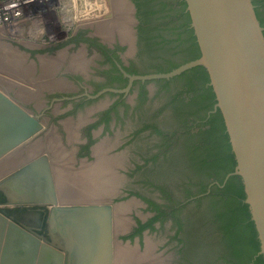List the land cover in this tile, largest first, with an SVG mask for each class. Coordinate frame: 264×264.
Returning a JSON list of instances; mask_svg holds the SVG:
<instances>
[{"label": "water", "instance_id": "water-1", "mask_svg": "<svg viewBox=\"0 0 264 264\" xmlns=\"http://www.w3.org/2000/svg\"><path fill=\"white\" fill-rule=\"evenodd\" d=\"M185 1L201 56L168 73L128 76L170 79L205 67L237 162L225 181L241 177L264 256V27L252 0ZM43 129L39 116L0 89V161ZM0 196V264L30 257L31 264H115V207L128 201L62 202L47 154L0 179Z\"/></svg>", "mask_w": 264, "mask_h": 264}, {"label": "rangeland", "instance_id": "rangeland-1", "mask_svg": "<svg viewBox=\"0 0 264 264\" xmlns=\"http://www.w3.org/2000/svg\"><path fill=\"white\" fill-rule=\"evenodd\" d=\"M107 2L106 0H0V89L12 98L14 97L29 111L42 114L45 117V122L50 121L44 132L49 129L47 137L56 143L59 142L61 147H65L63 151L59 148L57 152H51L52 156L55 157V182L62 202H111L114 204L120 201H129L124 203L126 207L122 214L125 220V229L115 231L116 244H120L123 248V252L120 254H117L116 249V264H183L179 251L182 244H180L179 239L185 238V233H177L178 228L174 225L171 217L163 223L155 222L154 228L145 229L142 236L135 234V225L141 222L136 214L140 216L142 221H145L144 223L149 222L152 218L148 213L149 208H141V204H143L140 202L141 199L158 194V191L150 188L151 184L148 182L151 179L156 180V175L149 173L146 164L143 165V159L162 152L163 148L160 145L165 141L164 137L158 135L153 129L141 131V128L144 122L162 107L164 102H168L167 96L162 93L158 97L143 103L136 116H131L130 112H125L120 108V116L113 128L114 132L111 133L107 128L101 127L99 129V138L95 141L99 147V156L95 153L96 158L94 157V160L89 162L82 161V163L84 162L83 165L78 163L79 160L76 156L71 154L72 146L67 144V140L71 138L74 141L81 138L80 140L84 141V136L86 137V133H88L84 127L86 125L85 120L90 122L96 116L94 118L92 116L84 117L85 119L81 122L80 120L59 118L60 115H71L69 112L75 108L74 104L76 103L69 105V103L60 102L61 100L53 101V98H58L59 95L77 99L87 97L86 94L89 89L87 86L82 87L77 84L73 86L72 83L70 84L71 87L67 89H59L58 86H55L57 81L62 82L65 79L61 78L65 76L63 75L65 73L76 76L86 83L91 81L81 77L80 73H73V69L81 68L76 66V62L83 66L81 71L86 77L89 74V78L92 76L99 77L97 65L102 67L101 70L109 66L108 64H100V59L104 60V57L96 50L87 48L84 44L74 43L75 38L78 37H89L104 44H107L105 43L106 39L112 41L116 38L117 29H114L115 27L111 29V26L118 21L115 16L122 9L128 15V11L130 8L132 9V4L129 0H126V3L124 0H107ZM104 3L107 4L104 5ZM4 13L7 14L4 15ZM5 17L8 19H4ZM158 17L159 15H156V18ZM103 18L104 20H102ZM96 22L102 26V33L98 30V25L94 26L97 24ZM107 26L108 28H106ZM126 28L129 30L128 23ZM104 32L106 35H103ZM146 57H148L147 54ZM148 59H151V56ZM39 84L43 86L40 87ZM74 87L76 88L74 89ZM59 90L64 91L60 93ZM34 91L39 92V95L33 96L31 93ZM21 92L31 96L25 100L20 97L22 96ZM113 98V95H105L101 100L108 103ZM50 102H53V105L52 109L50 107L48 110V107L51 106ZM91 105L92 103L88 102L77 112ZM166 114H170V112L167 111L156 117L154 122L161 123ZM51 115L57 116V119L52 118L50 120ZM125 121L129 123L127 128ZM117 130H121V132ZM114 141L115 143H113ZM43 144L45 143H41L42 146L39 147L40 154H46ZM110 151L112 152L108 153ZM70 156L77 160V164L74 159H70ZM72 163H75L74 166ZM11 169L13 168L0 173V179L12 171ZM94 174L98 175L100 190L102 188L104 190L101 191L112 190L111 194L106 197L92 198L85 197V193H82L83 187L77 185L78 189H76L77 182H83V180L88 182L91 180L89 177ZM67 184L72 187L69 188ZM67 190L72 194H67ZM173 192L177 199L183 200L179 189L174 188ZM67 195L69 196L67 197ZM0 207L3 208L2 205ZM39 232L42 235H47L43 231Z\"/></svg>", "mask_w": 264, "mask_h": 264}, {"label": "trees", "instance_id": "trees-1", "mask_svg": "<svg viewBox=\"0 0 264 264\" xmlns=\"http://www.w3.org/2000/svg\"><path fill=\"white\" fill-rule=\"evenodd\" d=\"M134 1L137 7H151L147 13L153 24L149 46L157 63L149 71L130 66L126 68L129 74L168 73L201 56L185 0ZM252 1L264 27V0ZM121 79L126 84L127 79ZM149 82L159 86L156 97L164 93L168 102L141 128L153 129L165 139L160 145L162 152L146 159V166L152 162L149 173L156 175V180L148 182L162 192L168 203L159 205L147 200L157 216L140 224L135 234L171 217L177 233H185V238L179 239L183 264H264L242 179L232 174L225 181L237 162L222 113L214 111L216 95L205 67H193L170 79L136 81L142 103L148 100ZM167 111L170 114L161 123L154 122ZM174 188L181 191L183 200L175 197Z\"/></svg>", "mask_w": 264, "mask_h": 264}, {"label": "flooded vegetation", "instance_id": "flooded-vegetation-1", "mask_svg": "<svg viewBox=\"0 0 264 264\" xmlns=\"http://www.w3.org/2000/svg\"><path fill=\"white\" fill-rule=\"evenodd\" d=\"M124 1L126 3V0ZM129 1L132 4L133 10L131 11L129 10L128 15H127L126 11L122 9L121 12H119V14L116 15L115 17V19H119V20L121 19V20L116 21L115 22L116 24L112 25V27H115V28L116 26L118 27L119 25V27L116 28L117 33L115 35L116 38H114V40L110 41L109 39H106L105 43L107 44H104L103 42H100L98 40L91 39L89 37H84V38L78 37V38H75L74 40V43L81 44V45L84 44L87 46V48L89 47V48L96 50L97 53H99L102 57H104V60L100 59V64L109 65L107 68H104V70H101L102 67L100 65H97V67H99L98 74L100 78L98 76H95V77L92 76L91 78H89L90 77L89 74L87 77H85L84 73L81 71L83 67H81L79 70L73 69V73L78 72L80 73L81 77L91 80L87 83L84 82L82 79L76 78V76H71V74H66V73L63 74L66 76V77L63 76V78H65L69 82L66 81L65 79L63 80L68 82L69 85L70 83H72L74 85L77 84L82 87L87 86L89 88L87 90L88 93L86 94L87 97L86 98L81 97V99H77V98H73L69 96L59 95L58 98H53V101L61 100L60 102L69 103V105L76 103L74 104L75 108L71 112H69V114L71 115H68V116L67 114H64L65 116L60 115L58 116L59 118H62V119L67 118L71 120L74 119L78 121L80 120L81 122L83 121V119H85L84 117L92 116L94 118L96 116L90 122L85 120L86 125L84 127L87 129L88 133H86V137L84 136V141L80 140L81 138L75 139L74 141L71 138H68L67 140V144H70L72 146L71 154L76 156V158L79 160L78 163L80 162L82 165L84 164V162L82 163V161L89 162L90 160L91 161L94 160L95 153L99 156V153H98L99 147L97 146L95 142L96 139L99 138L98 137L100 133L99 129L102 127L103 129L107 128L108 130H110L111 133L114 132L113 128L117 124L118 118L120 116L119 114L120 108H122L123 111L125 112H130L131 116L132 115L136 116L138 114L137 111H139V109L143 105V103L140 101V93H141L140 85L135 84V82L139 80H134L131 82L128 76L131 74L127 72L126 68L132 66L139 71H143V70L149 71V70H153L152 66L157 63V60L152 57L153 52H150L151 48L149 46V39L152 34V32H150V28L153 24L151 25L152 18L147 13L150 11L151 7L150 5H145V4H140V6L137 7L134 0H129ZM138 1L140 3H143L142 0H138ZM131 18H132V21H131ZM127 23L129 26V30L126 28ZM132 26L134 27L133 29H132ZM73 46H76V45H73ZM146 54L148 57H146ZM150 56H151V59H148ZM121 77L123 79H127L126 84L123 83ZM83 89H86V88H83ZM146 89L148 90V100L147 101H150L156 97L159 91V86L155 82H149L146 84ZM59 92L61 93L63 91L59 90ZM105 95H113L114 98L110 99L108 103H105L101 100ZM80 101H83V102H80ZM84 101H87V102H84ZM88 102L89 103L91 102L92 105L84 109L82 108L81 111L77 112L79 108H81L84 104ZM50 105L51 106L48 107V110L50 107H51L50 109H52L53 102L52 103L50 102ZM36 115L39 116L41 121L44 122V129L37 136L32 138L31 139L32 141H30L28 144L25 145V147L22 148L23 150L27 148V145H30V144L31 146L37 145V144L41 145V143H45L43 144L44 150L48 149L47 145L49 144V141L51 140L50 138L47 137V133L49 129L46 132H44V130L47 129L46 126H49L50 121L45 122L44 121L45 117L42 114H36ZM52 118H54L55 120L57 119V116L51 115V117H49L50 120ZM128 124L129 123L125 121V127ZM117 131L121 132V130H117ZM113 143H115V141ZM55 145H58L62 151H63V148H65L64 146L61 147L59 142L56 143ZM111 152L112 151L108 153H111ZM45 153L51 158V164L53 166L55 157L52 156V153L49 150L46 151ZM110 155L112 156L113 154H110ZM71 158L74 159V162L77 164V160H75L73 156H70V159ZM58 160H61V159H58ZM143 160H144L143 165H145L146 157ZM75 163H72V166H74L73 164ZM151 164L152 162H150L148 166L153 168ZM148 166H146V168H148ZM53 169H54V166H53ZM151 181H153V179H151ZM150 188L158 191V194L155 196L143 197L144 199L143 200L141 199L140 202L143 203L141 204L142 209L149 208L148 213L151 215L152 217L151 219H153L155 216H157V212L153 209V206L147 200H150L159 205L168 203V201H166L163 198L162 192L159 189H156L154 185H150ZM136 217L139 218L141 222H139L138 225L137 224L135 225L136 226L135 231L139 229L140 224H146L144 223L145 221H142L140 219L139 215L136 214ZM155 222H161V221H155ZM154 223H153V227H147L145 229L154 228ZM145 229H143L140 234H137V236H142ZM181 257H183V254L181 255Z\"/></svg>", "mask_w": 264, "mask_h": 264}, {"label": "bare ground", "instance_id": "bare-ground-1", "mask_svg": "<svg viewBox=\"0 0 264 264\" xmlns=\"http://www.w3.org/2000/svg\"><path fill=\"white\" fill-rule=\"evenodd\" d=\"M106 2H107V0H106ZM108 3V2H107ZM106 3V4H107ZM105 3H104V5H106ZM10 6V5H9ZM108 6V5H107ZM113 7V6H112ZM110 8V7H109ZM109 8H107L108 10H109ZM105 9H106V7H105ZM108 10H107V13H108ZM132 9H130V11H131ZM105 11V10H104ZM110 12V11H109ZM112 12V11H111ZM116 12V11H115ZM111 14H113V13H111ZM122 14H124V13H122ZM130 14V13H129ZM112 16V15H111ZM114 17V16H113ZM116 17V16H115ZM102 20H104V18L102 19ZM119 20V19H118ZM121 20V19H120ZM119 20V21H120ZM100 21H101V19H100ZM109 21H111V20H109ZM98 22V21H97ZM96 22V23H97ZM107 22H108V20H107ZM114 22V21H113ZM99 23V22H98ZM95 24L94 26H97L98 25V30L102 33L103 32V30H102V26L101 25H99V24ZM120 23V22H119ZM107 24V23H106ZM105 24V25H106ZM115 24V23H114ZM108 25V24H107ZM112 25V24H111ZM116 26V25H115ZM110 27V26H109ZM118 27H119V25H118ZM117 27V28H118ZM106 28H108V26L106 27ZM111 29H113L112 28V26H111ZM114 29H116V28H114ZM108 30V29H107ZM110 31V30H109ZM98 34V33H97ZM103 35H106V33L104 32L103 33ZM35 46V45H34ZM85 57V56H84ZM73 58V57H72ZM88 59V58H87ZM48 60V59H47ZM67 61V60H66ZM91 61V60H90ZM94 61V60H93ZM48 62V61H47ZM63 63V62H62ZM75 64H77L76 66L77 67H83L82 65H78V63L76 62ZM86 64H87V62H86ZM88 65V64H87ZM91 65V64H90ZM45 66V65H44ZM43 66V67H44ZM75 69H77V68H75ZM90 69V68H89ZM65 70V69H64ZM79 70V69H78ZM67 72V71H66ZM71 72V71H70ZM88 72V71H87ZM53 73H55V72H53ZM57 73V72H56ZM78 73V72H77ZM73 74V73H72ZM75 74V73H74ZM18 77V76H17ZM16 77V78H17ZM20 77V76H19ZM86 77V76H85ZM51 78V77H50ZM63 78V77H62ZM11 79V78H10ZM6 81L5 82H7V79H5ZM18 80H19V78H18ZM43 80V79H42ZM3 81V80H2ZM37 81V80H36ZM4 82V81H3ZM9 82V81H8ZM31 82V81H30ZM39 82V81H38ZM11 83V82H10ZM28 83V82H27ZM26 83V84H27ZM44 83V82H43ZM42 83V84H43ZM46 83V82H45ZM55 83V82H54ZM25 84V85H26ZM40 85L39 84V86L41 87V86H43V85ZM51 84V83H50ZM53 84V83H52ZM71 84V83H70ZM49 85V84H48ZM48 85H46L47 87H48ZM45 86V85H44ZM52 86V85H51ZM55 86H58L59 87V89H67V88H69V87H71L70 85H69V83L68 82H66L65 80H63L62 82H58L57 81V83L55 84ZM73 86H75V85H73ZM72 86V87H73ZM28 87V86H27ZM37 88H38V86H37ZM76 87H74V89H75ZM32 89V88H31ZM52 89V88H51ZM55 89V88H54ZM53 89V90H54ZM73 89V88H72ZM41 90V89H40ZM20 91V90H19ZM28 91V90H27ZM44 91H46V90H44ZM58 91V90H57ZM64 91V90H63ZM70 91V90H69ZM74 91V90H73ZM31 92V91H30ZM42 92V91H41ZM50 92V91H49ZM28 93H29V91H28ZM30 94V93H29ZM31 94H33V96H38L39 95V92H36V91H34L33 93H31ZM21 95L22 96H20L21 98H23V99H25V100H27L28 99V96H31V95H26V94H24L23 92H21ZM14 98V97H13ZM30 101V100H29ZM37 105V104H36ZM31 111V110H30ZM44 123V122H43ZM46 124V123H45ZM34 138V137H33ZM32 141V140H31ZM37 142H39V141H37ZM56 144V142L53 140V139H51L50 141H49V144L47 145L48 146V149L46 150H44V152H46V151H50V152H53V153H55V152H57L58 151V149H59V146L58 145H55ZM40 146H42V145H30L29 147H27L26 149H17V150H15L13 153H11V154H9V156H7L6 157V159H3L2 161H0V173H4V171H7L9 168H16V167H18V166H20V165H22V164H24L25 162H27L28 160H30V159H32L33 157H36L37 155H39L40 154V151H39V147ZM24 147H25V145H24ZM42 150V149H41ZM43 151V150H42ZM41 151V152H42ZM63 161H64V159H63ZM64 162H66V161H64ZM59 163H61V162H59ZM53 166H55V163L53 162ZM92 168V167H91ZM12 170V169H11ZM98 171V170H97ZM91 180H89L88 182L85 180H83V182H75L76 183V189H78V186H80L81 188L83 187L84 189H83V191H82V193H85V197L87 196V197H92V198H94V197H97V196H99V197H106L107 195H109V194H111L112 192V190H106V191H101L100 190V187H99V184H100V182L98 181V175L96 174H94L92 177H89ZM76 181V180H75ZM85 183H87V184H84ZM67 185H69V184H67ZM78 185V186H77ZM70 186L71 185H69V188H70ZM72 187V186H71ZM68 188V189H69ZM104 190V189H103ZM71 192H73L72 190H70ZM78 191H80V190H78ZM80 193V192H79ZM66 194V193H65ZM67 194H69V195H71L72 193H70L68 190H67ZM69 195H67V197L69 196ZM66 196V195H65ZM73 196V195H72ZM71 196V197H72ZM2 199H3V197L2 196H0V201H2ZM76 200H78L77 198H76ZM125 207H126V204H121V205H117L116 207H115V216H114V229H115V227H116V229H115V231H118V230H122V229H125V220H124V218H123V216H122V214H123V211L125 210ZM5 209H7L9 212H10V214H12V215H14L15 213H16V211H15V209H14V207L13 206H6V208ZM116 249H117V254H120V253H122L123 252V248L120 246V244H116Z\"/></svg>", "mask_w": 264, "mask_h": 264}, {"label": "crops", "instance_id": "crops-1", "mask_svg": "<svg viewBox=\"0 0 264 264\" xmlns=\"http://www.w3.org/2000/svg\"><path fill=\"white\" fill-rule=\"evenodd\" d=\"M115 246H116V241H115ZM3 249H4V247L0 248V261H1V259H3V255H4ZM114 253H115V264H116V247H114ZM28 260H29L28 264H31V257Z\"/></svg>", "mask_w": 264, "mask_h": 264}, {"label": "built area", "instance_id": "built-area-1", "mask_svg": "<svg viewBox=\"0 0 264 264\" xmlns=\"http://www.w3.org/2000/svg\"><path fill=\"white\" fill-rule=\"evenodd\" d=\"M5 14H7V13H4V15H5ZM17 14H19V13H17ZM4 15H2V16H4ZM4 19H8V17H5Z\"/></svg>", "mask_w": 264, "mask_h": 264}]
</instances>
